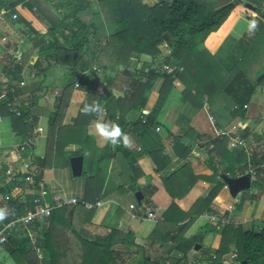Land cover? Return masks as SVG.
Masks as SVG:
<instances>
[{
	"label": "trees",
	"instance_id": "16d2710c",
	"mask_svg": "<svg viewBox=\"0 0 264 264\" xmlns=\"http://www.w3.org/2000/svg\"><path fill=\"white\" fill-rule=\"evenodd\" d=\"M45 1L47 2V0H31L29 4H25L23 0H0V11L2 9L15 10L21 3L25 4L24 7L30 13L33 7L35 8L34 11H37L35 19L29 20L18 12V14L16 13L17 22L29 30V41L41 38L40 43H35L39 57H51L57 64L67 67L70 71V78L63 86L64 91L59 99L57 112L49 127L52 125H54L53 129L56 127L57 118L62 116V109L69 102L70 96L77 100L76 93L82 94L80 112L74 124L70 127L58 126L56 130L49 133L47 154L43 158L42 167L47 166L49 162L57 167L68 165L72 155L63 151L66 146L71 144L81 146V150L76 155H84L88 144L85 129L91 120L96 119L94 115H86L81 111L85 103L90 104L96 101L103 106L110 117L117 116L118 125L125 133L127 125L136 121L130 119L131 115L141 113L145 123L139 121L134 125V131L138 135L137 143H143L146 135L152 134L151 129L159 124L157 117L173 82L176 80L184 87L181 93L182 101L196 109L208 107V112L215 120L218 130L226 129L235 121L245 123L246 108L244 107H247L255 93L264 91V77L257 81V77L264 72V24L256 29L254 35L244 34L238 40L226 39L214 55L207 50L212 41L229 25L236 9L251 13L238 0L222 2L220 0H160L153 6L144 4L142 0H77V3L68 7L67 12L61 17L54 14ZM48 1L50 3L52 0ZM242 1L255 7V12L252 13L259 17L264 14V0ZM90 8L95 11L92 12ZM54 9L57 10L59 7L55 6ZM88 14L90 18L86 19ZM36 19H42L51 26L38 33L34 29L37 24L33 21ZM68 20L69 22L65 26L67 31L65 36L73 45H58L54 33L58 31L62 23ZM34 24L36 25L34 26ZM62 35H64L63 32ZM46 41H49L48 44ZM163 43H166L170 50L169 56L163 58L164 63L169 67L168 70L158 72L151 65H146L138 72L135 69L136 63L131 62L133 57L135 55L146 56L154 61L160 57V46ZM84 46L85 51L82 50ZM97 49H100L99 53L96 51ZM79 57L81 60L78 67L77 58ZM94 66L99 69L98 73L115 74L114 79L117 78L118 73H122V75L127 73V67H130L131 73L134 75L135 73L143 74L142 76L145 77L143 80L137 81L132 78L133 75H129L131 82L134 83L133 88L124 99L114 101L110 91L101 94L92 87L86 72L95 73ZM77 71L83 73L79 80L80 87H75L74 78ZM17 75H19L18 72ZM159 77H162L164 82L156 98L151 91ZM81 85H85L86 90L83 91ZM115 87L114 82H111L110 88L114 89ZM18 95L16 91L7 96L0 106V112L5 111L11 116V128L15 134L26 138L32 130L31 125L26 121L29 110L23 105L22 117H15L8 112L4 105L5 101L12 100V97ZM241 132L247 133L246 129ZM186 135L185 137L192 141L195 140V137L202 138L194 132H188ZM247 136L248 134H245L241 138L246 139ZM174 141L175 152L179 150L181 158H187L191 153L192 145L184 146L178 143L177 137H174ZM210 144H212L214 152L219 153L222 161L227 162V168L218 174L221 181L216 180L218 175L215 172L214 176L208 178L214 183L210 192L204 198L197 200L188 212L179 210L174 203H171L163 214V220L166 223H181L188 220L186 224L179 226L171 237L176 251L183 254L182 260L193 245V241L191 239L185 241L188 244L186 248L180 240L186 228L194 222L196 217L214 212L212 203L225 186L222 175L237 178L244 175L248 169L247 156L243 151H240L236 162L241 161L243 166L239 167L240 173L235 174L234 164L228 162L231 152L226 149V136H219ZM156 148L153 150L149 146L146 152H141L142 150L131 152L124 146L121 148L120 144L114 148L113 145L107 144L94 150L95 168L89 167L86 162L82 174L87 175L94 172L97 191L100 192L103 179L99 180V164L115 158L118 153H121L125 161V166L122 167L126 175L124 180L129 185V189L136 192L141 190V187L137 185L141 171L136 165L140 156L146 153L150 155L156 166L157 174H160L167 164V162L161 164L158 160L156 153L159 154L158 150L160 151V149ZM253 156L252 153L250 164L254 167L256 174L251 184L258 187L262 183H260L259 176L264 170V166L260 167V165H264V153L259 160ZM6 170L3 169L4 174ZM18 176L20 175L18 174ZM161 179L166 193L175 200L182 199L187 195L197 177L189 174V166L185 164L180 170ZM10 184L16 187L18 194L10 195L11 199L8 202L10 213L4 222L18 219L25 214L26 210L33 208L30 197L26 203L20 201L23 183L16 179L10 181ZM261 185L264 187L263 183ZM148 205V200H144L139 207L145 208ZM93 213V210L81 207H64L55 210L52 216L44 221L46 228L42 233L43 238L39 241L42 259L38 258L33 248L27 249L26 245L29 243L27 236L20 238L19 243L16 241L13 245L9 242L17 240L18 236L15 239L13 235L9 234L6 243L8 254L14 264H43L46 261H50L51 264H113L114 256L119 253L118 243L114 242L112 245L104 243L108 237H102L100 241L89 243L82 237L86 234L83 230ZM122 213L121 210L115 209L111 216L114 224L118 222ZM110 229L111 232L106 236L124 237L121 241L131 249L127 252L128 254L133 255L139 252L131 233L121 236L114 228ZM212 229L213 227L204 226L199 229V232L206 235ZM220 234L221 241L219 248L214 251L211 257L212 264H264V225L258 231L244 232L241 227L228 224L221 228ZM231 254H235V258L229 262L226 256L229 255L230 258ZM145 261L147 262V259ZM180 263V260L174 259L169 264Z\"/></svg>",
	"mask_w": 264,
	"mask_h": 264
},
{
	"label": "crops",
	"instance_id": "0c3cea01",
	"mask_svg": "<svg viewBox=\"0 0 264 264\" xmlns=\"http://www.w3.org/2000/svg\"><path fill=\"white\" fill-rule=\"evenodd\" d=\"M30 1L24 0L25 4H29ZM142 1L146 5L153 6L160 0ZM47 2L46 4L51 7L53 13L61 17L67 12L68 7H72L77 3V0H52L50 3L47 0ZM24 5L21 3L15 10L2 9L0 11V89L6 86L16 88L19 94L16 97H18L22 106L24 105L29 110L26 121L32 127L31 132L26 138L17 136L11 128V116L5 111L0 112V116H2V122L0 123V204L5 195L18 194V190L10 184V180L3 173V169H12L14 172L22 171L23 163L16 161L15 150L25 140H29L32 161L31 169L36 171L38 176L44 181L45 190L48 195L59 194L84 199L92 203L96 201L102 202L99 208L93 210L94 213L83 230L86 234L82 237L89 243L100 241L102 237H108V242L106 241L104 243L111 245L114 242L118 243L119 253H116L114 256L113 264H169L174 259L180 260V264H212L211 257L214 251L219 248L221 241L220 232L223 227L220 221H211L212 218L219 219L222 216H226L231 222L235 223V226L241 227L244 232L258 231L262 228L264 225V187L261 184L263 183L264 186V170L259 176L260 183H262L258 187L250 188L248 192H242L240 197H237L238 194L232 197L225 185L212 203V210L214 212L210 214L204 213L196 217L194 222L186 228L180 241L187 248L188 244L185 241L188 239L193 241V236L202 234L199 232L201 227H213L206 235L202 234V241L198 250H195L196 244L193 241V245H191V248L184 257L185 262L182 260L183 254L176 251L171 237L177 231V228L186 224L188 220L181 223H166L163 220V214L171 203H174L179 210L188 212L194 203L204 198L214 186L213 181L208 178L214 176L215 172L219 174L227 168V162L222 161L219 153L214 152L213 146L210 144L215 138L226 136V149L231 152V158H229L228 162L234 164V172L236 175L240 173V168L243 166L241 161L236 162L238 154L242 150L230 146L231 142L236 139V128L238 131L246 129L247 133L245 134H248V136L244 140L249 146V150L253 153V157L256 160L260 159L264 153V91L255 93L251 97L245 109V123L235 121L226 129L221 130V133H219L215 123L210 120L211 115L208 112V107L205 106L203 109L198 110L193 108L189 103L182 101L181 93L184 87L178 80L173 82L167 99L159 112L157 117L159 124L154 129H151L150 132L152 134L146 135L143 143H137L136 138L138 135L134 131V125L139 121L140 123L143 121V115L141 113L132 114L130 119L136 121L127 125L126 129L131 143L128 147H124L131 152H140L141 150V152H146L149 146L153 150L159 147L158 149L160 151L158 150V152L160 153H156V157L161 164L167 162L160 171V174H157L156 166L150 158V155L146 153L137 159L136 165L141 171V177L137 180V185L141 187V190L136 192H140L143 197L140 204H138L135 198L136 192L131 191L128 187L129 185L124 180L126 175L122 167L125 166V161L121 153H118L117 157L99 164V180L101 178L103 179V186L100 188V192L97 191L94 172L87 175L81 174L78 177H74L71 173L70 159L78 156L76 153L81 150L80 145L71 144L65 147L63 152L72 155L68 165L57 167L49 162L47 166L42 167L43 158L47 154V139L49 133L53 132L52 130H56L58 126L70 127L74 124L80 112L82 94L76 93L77 100H74L73 96H70L69 102L62 109V116L57 118L58 120L55 123L56 127L54 129L52 128L54 125L49 127L53 116L57 112L59 99L64 91L63 86L70 78V71H68L67 67L57 64L51 57H39L35 43H40L42 41L41 38H36V40L31 39L32 41H29V30L18 23L17 20L12 19V15L14 13L18 14V12L29 20L31 18L35 19L37 15V11H34L35 8L33 7L30 13ZM55 6H58L59 9L55 10ZM91 11L93 12L95 10L91 9ZM241 13L242 11L236 9L226 29L207 47L210 54L214 55L226 39L238 40L246 33L244 31L242 33L239 32L237 38L232 36L238 30L236 28L241 21ZM251 14L253 17H256L255 13ZM263 15L261 16V20H257L258 28L264 24ZM89 18L90 15L88 14L86 19ZM257 18L259 17L257 16ZM38 20L33 21L37 25L34 24L36 26H32L38 33H40V30H46L51 26V24H48L42 19ZM69 20L62 23L58 31L54 33L58 45H73L65 36L67 34L65 26ZM247 20H250V18L247 17ZM246 23V28H248L249 21ZM62 32L64 35H62ZM45 38L51 39L49 37ZM82 50L85 51V46ZM96 51L99 53L100 49ZM160 51V57L154 61H151L146 56L135 55L131 62L136 63L135 69L138 72L146 65H151L152 68L160 72L159 68L165 64L163 58L169 56L170 50L168 45L163 43L160 46ZM80 60V57L77 58L78 67L80 66ZM126 70L127 73L123 75L117 72L116 79H114L115 74L108 75L104 72H86V75L88 80L91 81L92 87L97 92L106 94L110 91L114 101H116L118 99H124L133 88L134 83L131 82L129 75H133L132 78L137 81L143 80L145 77L142 76L143 74L138 75L135 73L134 75L131 73L130 67H127ZM17 72L19 75H17ZM82 74V72L77 71L74 78L75 83H79ZM21 77H23L22 80L25 82L23 87H19L18 85ZM111 82H114L116 85L114 89L110 88ZM163 82V78L159 77L152 88L151 93L156 98ZM202 110L205 111L206 115H203ZM133 115H135V118H132ZM88 125L85 129L88 144L82 156L83 166L87 162L88 166L94 169V150L104 147L105 144L96 136L87 133ZM188 132H194L202 138L195 137V140L192 141L190 138L185 137ZM245 134L244 132H240L241 137ZM174 137H177V142L184 146L192 145L191 153L187 158H181L179 150L175 152ZM120 146L123 148L122 144ZM49 153L51 155V151ZM243 153L246 155L244 151ZM60 155L63 156L62 154ZM234 160L235 162H233ZM249 163L250 160L247 157V164ZM185 164L189 166V174L197 177V180L185 197L173 200L166 193L161 178L170 176L180 170ZM263 166L260 165L261 168ZM18 179L20 180V177ZM253 180L251 179V182ZM24 188L25 185L23 184L22 191ZM22 191L20 192V198L23 193ZM25 196L27 201L29 195ZM144 200H148L149 205L146 208L152 210L156 216L155 221L148 220L139 210V205ZM130 206H134L135 208L131 209ZM115 209L123 212L116 224L111 220ZM111 227L121 236L131 233L135 239V245L139 248V252L133 255L128 254L127 252L131 249L121 241L124 237L121 238L115 234L112 237L106 236L111 232ZM45 228L46 223L41 221L28 229L37 233L40 239H42V233H44ZM26 232V228L24 229L21 226L17 227L10 234L15 239L18 236V239L12 240L9 243L13 245H15L16 241L19 243L22 238L27 236ZM6 243L0 246V264H13L8 254L9 250L7 249L8 246ZM26 247L27 249L32 248L30 243H27ZM145 259H147V262ZM226 259L228 261L230 260L229 255L226 256Z\"/></svg>",
	"mask_w": 264,
	"mask_h": 264
},
{
	"label": "built area",
	"instance_id": "2783aa9c",
	"mask_svg": "<svg viewBox=\"0 0 264 264\" xmlns=\"http://www.w3.org/2000/svg\"><path fill=\"white\" fill-rule=\"evenodd\" d=\"M24 1V0H23ZM12 19H17V14L14 13L12 15ZM49 41H46V44H48ZM36 51H38V48H36ZM19 58V57H18ZM168 65L164 64L159 68V71H166L168 70ZM93 71L99 72V69L94 66ZM158 71V70H157ZM23 77H21V81L19 82V87H23L25 85V82L22 80ZM75 87H80L79 83L75 84ZM81 89L84 91L86 90L85 85H81ZM15 88L12 87H3L0 89V106L3 103L4 100H6V97L14 94ZM5 107L7 108L8 112L15 117H22L23 111H22V104L18 97L14 96L12 97V100H8L4 102ZM246 108V106L244 107ZM103 120L105 122L109 123H116L118 124V117H110L105 110ZM210 120L215 123V120L212 116H210ZM2 122V117L0 116V123ZM142 123H145V119L142 121ZM241 130L238 131L236 128L235 135L236 139L231 142L230 146L232 148H240L242 151H244L248 157L249 160L252 158V152L249 150V146L247 145L246 141L241 138L240 136ZM219 133H221V130H219ZM222 135V134H221ZM15 157L16 161H21L22 164V171L14 172L12 169H7L5 171V176L10 181H20L25 185V188L23 189L22 196L20 198V201L22 203H26L25 195H29L31 198V203L33 205L32 209L26 210L25 214L20 216L18 219H14L8 222H0V246L4 245L7 241V236L17 229L19 225L31 227L32 225L45 221L49 219L53 212L58 209H62L64 207H81L86 210H96L101 206L100 201H96L94 203L88 202L84 199H77L72 196H63L59 194H51L48 195L47 191L45 190V183L44 181L38 176L37 172L32 170L31 168V154H30V141L25 140L22 145L19 148H16L15 150ZM18 174L20 176H18ZM246 174H250L251 179L255 176V169L251 166V164H248V169ZM20 177V180L18 179ZM11 197L10 195H5L3 198L2 203L0 204V208H3L10 213V207L8 205V202L10 201ZM131 209L135 208L134 206H130ZM139 210L143 213V215L146 216L148 220L155 221L156 216L150 210L149 208H142L139 207ZM9 215V214H8ZM220 221L222 226H226L228 224H234V222H231L230 219L226 216H222L221 218H212L211 221ZM27 238L29 240L30 245L35 250V252L38 255L39 259H42V251L39 246L40 237L37 235V233L28 230L27 231ZM235 258V254L230 255V262L233 261Z\"/></svg>",
	"mask_w": 264,
	"mask_h": 264
},
{
	"label": "clouds",
	"instance_id": "9594fccd",
	"mask_svg": "<svg viewBox=\"0 0 264 264\" xmlns=\"http://www.w3.org/2000/svg\"><path fill=\"white\" fill-rule=\"evenodd\" d=\"M258 28V23L255 19H252L248 23V32L250 35H254L256 29ZM81 111L86 115H94L96 119L89 122L87 133L89 135L96 136L103 144H111L116 146L122 144L128 147L131 143L130 137L125 133L121 127L116 123H109L103 120L105 109L98 102L93 101L92 103H85ZM8 211L0 208V222H3L7 216Z\"/></svg>",
	"mask_w": 264,
	"mask_h": 264
},
{
	"label": "water",
	"instance_id": "95a60500",
	"mask_svg": "<svg viewBox=\"0 0 264 264\" xmlns=\"http://www.w3.org/2000/svg\"><path fill=\"white\" fill-rule=\"evenodd\" d=\"M239 3L243 4V6L250 10L251 12H255V7L251 4L243 3L242 0H238ZM264 18V15H263ZM264 77V72L257 77V81H260ZM135 118V115L132 116ZM70 169L71 173L74 177H78L82 174L83 171V157L82 156H75L70 159ZM222 180L228 188V191L232 197H235L237 194L241 192L248 191L251 188V176L250 174H245L238 178H231L226 175H222ZM135 198L138 204L142 201V194L140 192L135 193ZM193 241L195 242V250H198L200 247V243L202 241V234H197L193 236ZM43 264H51V262L47 261Z\"/></svg>",
	"mask_w": 264,
	"mask_h": 264
},
{
	"label": "rangeland",
	"instance_id": "374dc122",
	"mask_svg": "<svg viewBox=\"0 0 264 264\" xmlns=\"http://www.w3.org/2000/svg\"><path fill=\"white\" fill-rule=\"evenodd\" d=\"M219 1V0H218ZM222 1H224V0H220V2H222ZM239 11H242V13H241V15H240V23H239V27L237 26V28L236 29H238V30H236V32L235 33H233L232 34V36H234V38H237L238 37V33L239 32H241L242 33V31H244V32H246L245 34H249V32L247 31L248 30V28H246L247 27V23L246 22H248V21H250V20H252V19H255L256 21L257 20H261V17H259L257 14H256V17H253L252 16V12L251 13H247L245 10H240L239 9ZM257 16L259 17V18H257ZM247 17H249L250 18V20H247ZM258 22V21H257ZM247 29V30H246ZM262 74V73H261ZM260 74V75H261ZM259 75V76H260ZM203 109V108H202ZM198 110H200V109H198ZM207 112V111H206ZM202 113H203V115H206V113H205V111L204 110H202ZM208 113V112H207ZM143 120H144V118H142ZM141 119V120H142ZM142 123V122H141ZM208 125V124H207ZM85 164H87L86 162H85ZM84 164V165H85ZM217 175H218V173H217ZM216 180L217 181H221V177L218 175L217 176V178H216ZM253 188H255L254 187V185L252 186V184H251V189H253ZM245 192H248V191H245ZM240 194H242V192L241 193H239L238 194V196L237 197H240L241 195ZM24 229L26 228L27 229V231L28 230H30V229H28V228H30V227H27V226H23V225H21ZM225 226V225H224ZM19 227V226H18ZM27 233V232H26ZM11 257V256H10ZM42 257H43V255H42ZM11 261H12V259H11ZM47 262V261H46ZM50 262V261H49ZM12 263L14 264V262L12 261Z\"/></svg>",
	"mask_w": 264,
	"mask_h": 264
}]
</instances>
